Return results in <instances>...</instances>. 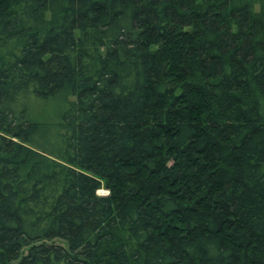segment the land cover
<instances>
[{
  "label": "trees",
  "instance_id": "16d2710c",
  "mask_svg": "<svg viewBox=\"0 0 264 264\" xmlns=\"http://www.w3.org/2000/svg\"><path fill=\"white\" fill-rule=\"evenodd\" d=\"M0 264H264V0H0Z\"/></svg>",
  "mask_w": 264,
  "mask_h": 264
},
{
  "label": "rangeland",
  "instance_id": "374dc122",
  "mask_svg": "<svg viewBox=\"0 0 264 264\" xmlns=\"http://www.w3.org/2000/svg\"><path fill=\"white\" fill-rule=\"evenodd\" d=\"M38 108L39 109H44L45 112L49 113V114H52V112L54 111V109L57 107V105L52 102V101H43V102H40L38 103ZM98 194L100 195H105L108 193V191L106 190V188L104 187H101L98 191H97Z\"/></svg>",
  "mask_w": 264,
  "mask_h": 264
}]
</instances>
